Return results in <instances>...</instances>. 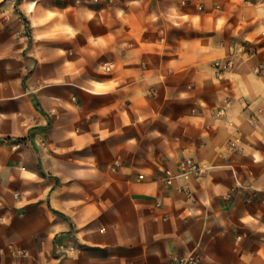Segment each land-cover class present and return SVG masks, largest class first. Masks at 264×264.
I'll use <instances>...</instances> for the list:
<instances>
[{
  "label": "crops",
  "instance_id": "1",
  "mask_svg": "<svg viewBox=\"0 0 264 264\" xmlns=\"http://www.w3.org/2000/svg\"><path fill=\"white\" fill-rule=\"evenodd\" d=\"M51 6L0 73V264H264V0Z\"/></svg>",
  "mask_w": 264,
  "mask_h": 264
},
{
  "label": "rangeland",
  "instance_id": "2",
  "mask_svg": "<svg viewBox=\"0 0 264 264\" xmlns=\"http://www.w3.org/2000/svg\"><path fill=\"white\" fill-rule=\"evenodd\" d=\"M51 4L53 0H0V69L1 79L12 77L7 67L9 62L19 63L23 57L21 51L22 39L28 36V29L31 35L39 38L42 33L41 3ZM44 5V4H43ZM51 10V9H50ZM26 12L31 18L24 19L23 13ZM56 14L49 15V19L54 23L52 27H45L43 31L56 32ZM32 41V40H31ZM46 42V41H45ZM41 44L40 39L35 44ZM22 70H20L21 72ZM16 80H20L23 73L16 74Z\"/></svg>",
  "mask_w": 264,
  "mask_h": 264
},
{
  "label": "built area",
  "instance_id": "3",
  "mask_svg": "<svg viewBox=\"0 0 264 264\" xmlns=\"http://www.w3.org/2000/svg\"><path fill=\"white\" fill-rule=\"evenodd\" d=\"M232 65V62L230 60L222 63L220 62L219 60L215 61L214 62V67L216 69V74L218 76L222 75V73L224 71H226L228 68H230V66ZM110 66V64L108 65ZM218 114H222L223 113V109H219L217 111ZM120 166V162H115L114 163V167H119ZM203 171H204V168L203 166H201L200 164L194 162V161H191V160H188L186 161L182 167L177 170V171H174L172 169H166L165 172H164V181L167 183V184H172L173 180L177 177H185V178H200L203 174ZM138 177L140 179H144L145 176L143 174H139ZM18 194H15V197H17ZM62 248H64L62 246ZM76 248L74 246H71L68 248V250L66 251H74ZM23 250L21 249H18L16 250V253H22ZM200 262V258L196 255H182V256H177L175 259H174V264H199Z\"/></svg>",
  "mask_w": 264,
  "mask_h": 264
},
{
  "label": "trees",
  "instance_id": "4",
  "mask_svg": "<svg viewBox=\"0 0 264 264\" xmlns=\"http://www.w3.org/2000/svg\"><path fill=\"white\" fill-rule=\"evenodd\" d=\"M24 18H25V16H24ZM28 36L31 38V33H30L29 29H28Z\"/></svg>",
  "mask_w": 264,
  "mask_h": 264
}]
</instances>
